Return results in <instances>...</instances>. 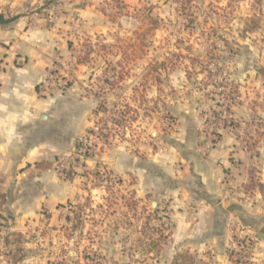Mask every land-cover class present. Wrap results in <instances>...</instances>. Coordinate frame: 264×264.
<instances>
[{"label": "rangeland", "instance_id": "rangeland-1", "mask_svg": "<svg viewBox=\"0 0 264 264\" xmlns=\"http://www.w3.org/2000/svg\"><path fill=\"white\" fill-rule=\"evenodd\" d=\"M12 1L0 0L8 19L25 12L29 26L59 31L70 23L69 51H54L36 88L56 103L72 98L84 117L73 146L50 157L72 197L52 208L43 201L7 239H18L19 251L33 243L46 264H172L178 253L194 264H264V0ZM78 5L98 13L106 31L90 34ZM5 70L0 59V83ZM250 82L260 83L259 108L241 116ZM191 111L199 158L229 134L247 155L234 150L219 163L224 203L214 211L184 189L143 191L134 164L112 162L118 151L154 174L155 162L175 156L173 168L190 176L178 134ZM160 232L167 241L158 249Z\"/></svg>", "mask_w": 264, "mask_h": 264}, {"label": "crops", "instance_id": "crops-1", "mask_svg": "<svg viewBox=\"0 0 264 264\" xmlns=\"http://www.w3.org/2000/svg\"><path fill=\"white\" fill-rule=\"evenodd\" d=\"M17 6H22V0L12 1V7ZM75 9L74 15L90 34L106 31L98 13L79 5ZM0 14L8 19L6 12ZM13 19L0 24V59L6 67L0 83V264H46L38 258L33 243L25 242L19 251L18 239L7 237L23 231L24 215L37 210L43 201L52 208L73 195L72 189L61 183L53 171L50 157L65 153L73 146L83 130V110L76 108L77 102H73L74 107L72 101L67 102L72 98L62 96L64 101L59 103L54 102V98H40L36 87L51 65L54 51H69L68 42L74 35L68 33L70 23L59 31L46 29L40 21L36 27L29 26L32 17L25 12ZM20 57L25 61L22 66L16 63ZM259 84L243 83L242 103L236 107L241 116H251L252 108H259L253 102L260 100ZM192 114L191 111L182 116L178 134V140L191 152L182 157L188 164L186 171L189 170L190 176L173 168L174 163L170 160L175 156L172 159L165 156L155 162L159 170L154 174H148L145 166L141 173V161L118 151L112 154V162L118 170H129L134 164L133 167L139 170V185L143 191L154 187L155 195L160 196L165 191L176 193L184 189L189 199L196 200L193 196L196 195L200 203L208 205L204 211H214L212 205L224 203L220 200L222 176L219 163H226L234 150H238L236 155L242 158L247 155L240 150L243 147L232 138L233 134H229L208 159L199 158L195 151L196 117Z\"/></svg>", "mask_w": 264, "mask_h": 264}, {"label": "trees", "instance_id": "trees-1", "mask_svg": "<svg viewBox=\"0 0 264 264\" xmlns=\"http://www.w3.org/2000/svg\"><path fill=\"white\" fill-rule=\"evenodd\" d=\"M14 19H5V17L0 14V24L8 23L13 21ZM162 235L158 241L154 244L158 249L161 248V242L167 241V237L163 235V232H160ZM160 244V245H159ZM172 264H194V257L190 253H178L172 262Z\"/></svg>", "mask_w": 264, "mask_h": 264}, {"label": "built area", "instance_id": "built-area-1", "mask_svg": "<svg viewBox=\"0 0 264 264\" xmlns=\"http://www.w3.org/2000/svg\"><path fill=\"white\" fill-rule=\"evenodd\" d=\"M225 115H227V112H225ZM35 241L37 242V239H35ZM38 243V242H37Z\"/></svg>", "mask_w": 264, "mask_h": 264}]
</instances>
